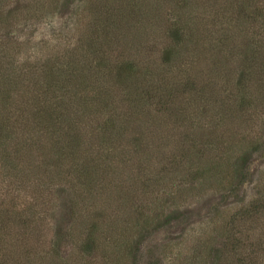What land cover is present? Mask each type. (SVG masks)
<instances>
[{
  "label": "trees",
  "instance_id": "trees-1",
  "mask_svg": "<svg viewBox=\"0 0 264 264\" xmlns=\"http://www.w3.org/2000/svg\"><path fill=\"white\" fill-rule=\"evenodd\" d=\"M12 1L0 0L8 24L52 0H16L6 10ZM85 17L72 46L34 59H20L18 45L0 35V264L44 261L33 242L50 229L43 197L56 195L62 219L74 224L71 232L57 224L54 262L73 236L79 262L143 263L145 235L124 240L129 216L144 215L136 189L152 191L156 213L178 163L198 168L201 180L215 173L235 203L216 207L226 214L218 233L192 235L175 263L264 264V170L254 195L241 197L251 174L237 157L242 145L264 150L250 131L251 120L264 118V0H90ZM143 139L152 140V165L145 158L143 174L129 178L123 165ZM21 188L44 208L9 197Z\"/></svg>",
  "mask_w": 264,
  "mask_h": 264
},
{
  "label": "rangeland",
  "instance_id": "rangeland-1",
  "mask_svg": "<svg viewBox=\"0 0 264 264\" xmlns=\"http://www.w3.org/2000/svg\"><path fill=\"white\" fill-rule=\"evenodd\" d=\"M56 2L57 0L46 1L44 8L42 7L40 11L41 13L36 16H33L28 11L15 13L10 18L9 24L0 17V35L7 39L10 38L18 45L20 59H26L31 55L34 59L36 55H46L58 49L70 47L72 46L71 43L77 41L81 34L80 28L87 22L85 14L88 11L90 0H74L71 3H69V0H61L59 4ZM15 3L16 0H13L11 4H8L7 8L5 7L6 10L13 8ZM142 4L145 5L144 2ZM250 122L252 125V130L250 131L255 132V135L264 142V118L258 117ZM166 125L164 128H168V126L170 128V125L167 127ZM245 133L244 128L241 133H237V137L234 134L231 139L243 138ZM139 145V148H141L139 153H131L128 156V161L130 162L127 161L123 165V169L126 168L124 172L129 178L143 174L141 161H144L145 158H148L151 163L150 166L152 165V140L143 139ZM241 147V153L237 157H239V162L244 163L251 174V177L242 185L241 197L249 198L254 195L257 185L256 181L264 170V150L251 154L247 145H242ZM173 167L172 173L165 185L162 186V197L154 200L158 209L160 208L157 210L154 207V211H157L156 213H152V191H148V195H146L141 187L136 189L138 193L137 205L142 207L141 211L144 213V215L139 214V218L147 229L143 230L140 226L142 224H139L141 222H138L137 218L129 216L130 224H127L129 226V236L127 235L124 240L128 239L130 243H134L131 240L133 239L137 243L141 239V233L145 235V240L138 246L140 254H142L143 263L141 264L147 263L150 259L157 260L159 264H176L175 255L177 256L180 247L186 246L187 239L193 237L192 235L200 233L203 228H208V231L211 232L213 230L218 233L217 226L220 225L221 219L226 214L223 211H216L215 208L225 207L224 204L229 203V200V204L235 203L232 202V199L225 196L226 188L221 187V182L215 180V173L211 174V177L201 180L193 177V173L199 170L198 168L191 167V171L188 170L187 172L183 164L178 163L176 167ZM126 175L123 174L120 181L123 182L129 179ZM0 190L4 191L5 188ZM223 195L226 199L223 198ZM13 196H16V200L21 206L25 203L34 202L40 203L35 206L37 210L44 208L43 203L45 206L52 208L49 210L50 213L48 212L47 214L50 229L46 230V235L44 234L42 240L36 241V243L33 242L35 248L40 251V257H45L43 262L40 258V264H88L86 261L79 262L77 258L79 255L78 246L73 236H69L59 244V255L55 259L60 262L57 263V260L54 262L51 258V245L57 239V224L63 222L61 223L63 227L70 232L72 229L69 228L74 224L73 220L62 219V215H65V209L63 201L57 195L50 202L47 197H43L45 201L41 203L32 188L28 190L21 188L9 197ZM47 202L49 205H47ZM110 203L106 202L107 205ZM112 209L114 210V208ZM221 210H224V208ZM225 210L228 211L227 207H225ZM120 211L123 212L122 210ZM218 240V237L214 238L215 242H218ZM132 263L133 257H130L124 264ZM92 264L116 263L101 256Z\"/></svg>",
  "mask_w": 264,
  "mask_h": 264
}]
</instances>
